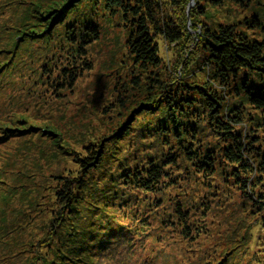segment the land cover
I'll use <instances>...</instances> for the list:
<instances>
[{
	"label": "trees",
	"instance_id": "1",
	"mask_svg": "<svg viewBox=\"0 0 264 264\" xmlns=\"http://www.w3.org/2000/svg\"><path fill=\"white\" fill-rule=\"evenodd\" d=\"M202 1L189 12L190 0H0V9L18 15L0 26V112L10 118L55 106L72 91L93 68L92 50L107 26L120 31L119 54L131 61L103 108H129L126 119L84 149L65 151L69 160L53 177V230L27 264L42 257L49 264H264V234L226 238L209 234L208 225L210 192L224 183L264 230V37L235 23L212 26L201 5L233 4L247 29L264 33L254 10L264 3ZM15 130H5L0 144ZM197 179L205 193L195 187L191 195L186 189ZM25 218L2 226L20 222L14 236ZM209 235L214 246L190 261ZM148 240L177 248L154 251Z\"/></svg>",
	"mask_w": 264,
	"mask_h": 264
},
{
	"label": "rangeland",
	"instance_id": "2",
	"mask_svg": "<svg viewBox=\"0 0 264 264\" xmlns=\"http://www.w3.org/2000/svg\"><path fill=\"white\" fill-rule=\"evenodd\" d=\"M25 1L39 2V0ZM42 1L44 4L49 0H40V2ZM263 3L264 0H258L255 6ZM194 5L195 0H190L187 10L190 12ZM201 5L206 11L207 19L202 18L212 26L218 22L235 23L250 36L258 39L264 37V33L258 29H247L242 18L243 11H240L235 5L224 4L221 7H214L208 2ZM254 10L259 11L264 25V6L259 7L258 10L254 8ZM17 17L14 10L5 12L2 7L0 9V26H5ZM110 26L109 29L108 26L105 27L101 40L94 44L95 47L91 54L94 59L93 68L83 75L76 87L66 93L58 101V104L54 106L51 103L52 105H45L43 109L31 108V106L27 111L18 109L19 114H15L13 118H10L7 113L0 112V136L5 130L10 131L11 128H16L15 132H17L13 138L0 144V207L4 203L3 197L7 198L5 208L9 206L5 211L0 210V264H27L26 260L34 253L38 246L37 243L49 239L50 231L53 230L49 231L50 211L57 208L53 187L57 185L59 189V184L53 177L61 175L58 168L65 166L69 160L70 153L65 151H70L68 149L71 148L76 151L84 149V142L96 141L102 135V138L105 137L116 125L126 119L125 115L128 114L129 108L123 111L120 107L110 108L111 111H109L110 109L103 110L107 103H112L115 100L112 87H114L118 75L121 76L125 73L131 64L129 60H122V56L119 54L120 47L117 44V37L120 31L117 27ZM8 53L9 51L6 52V55ZM166 57L170 58L172 55L169 54ZM77 135L80 137V142L83 141L82 143H78ZM50 154L53 158L45 160ZM64 174L63 171L62 176ZM25 176H29V182L23 180ZM198 182L195 184L191 181L190 189H186V191L193 195L195 193L193 189L196 187V190L200 191L198 193H205L204 185L199 180ZM210 193L209 196L215 198L210 202L211 211L208 215V225L209 229L212 228L209 234H226V238H228L235 232L239 234L241 230L249 232L253 237L252 240L264 234V230L262 231V227L257 223L248 207L241 204L238 195L230 191L224 183L222 185L219 183L218 190ZM225 195H228L229 198H225ZM15 207L17 213L11 215L9 210H13ZM233 207L236 208L232 215ZM17 215H25L26 218L24 223L21 222L16 234L11 236L10 229L20 222L14 223L10 219L7 227L2 225L10 217ZM214 243L216 242L212 236H201L191 255L187 256L188 259L195 260L201 249H205L203 251L206 253L214 246ZM147 246L154 251L168 250L172 253L175 252L173 248H177L172 244L164 247L152 240H148ZM251 246L252 244H250ZM162 247L164 248L160 249ZM259 251L260 255H264L261 250ZM261 258L264 261V256ZM50 261L42 257L40 261L37 259L35 264H49ZM30 262L28 264H31ZM162 262L164 263V259L158 264Z\"/></svg>",
	"mask_w": 264,
	"mask_h": 264
}]
</instances>
